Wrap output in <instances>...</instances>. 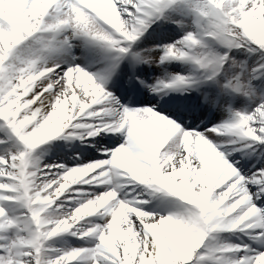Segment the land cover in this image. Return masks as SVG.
<instances>
[{"label": "snow or ice", "instance_id": "1", "mask_svg": "<svg viewBox=\"0 0 264 264\" xmlns=\"http://www.w3.org/2000/svg\"><path fill=\"white\" fill-rule=\"evenodd\" d=\"M0 264H264V0H0Z\"/></svg>", "mask_w": 264, "mask_h": 264}, {"label": "bare ground", "instance_id": "2", "mask_svg": "<svg viewBox=\"0 0 264 264\" xmlns=\"http://www.w3.org/2000/svg\"><path fill=\"white\" fill-rule=\"evenodd\" d=\"M233 239H235V237H233Z\"/></svg>", "mask_w": 264, "mask_h": 264}]
</instances>
